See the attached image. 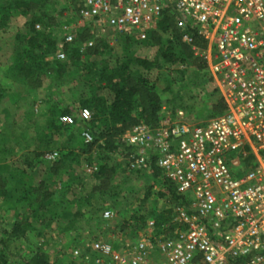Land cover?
<instances>
[{
  "label": "built area",
  "instance_id": "built-area-1",
  "mask_svg": "<svg viewBox=\"0 0 264 264\" xmlns=\"http://www.w3.org/2000/svg\"><path fill=\"white\" fill-rule=\"evenodd\" d=\"M169 4L176 27L195 29L202 41L199 46L182 34L205 63L225 110L205 123L164 116L153 128L138 124L121 133L119 139L135 147L128 167L145 168L157 154V166L188 206L175 208L169 235L154 232L148 219L134 243L115 248L98 237L73 249L72 257L79 264H264V0H81L77 19L61 22L56 58L66 59L63 45L75 41L81 25L91 35L86 48L99 37L111 47L124 35L144 40ZM90 118L83 107L59 122ZM80 137L93 141L87 129ZM247 156L252 166L236 176L240 157ZM102 216L114 214L106 209Z\"/></svg>",
  "mask_w": 264,
  "mask_h": 264
},
{
  "label": "trees",
  "instance_id": "trees-1",
  "mask_svg": "<svg viewBox=\"0 0 264 264\" xmlns=\"http://www.w3.org/2000/svg\"><path fill=\"white\" fill-rule=\"evenodd\" d=\"M46 2L50 0H0V29L2 31L6 30L14 13L26 19L14 36L12 53L2 63L0 96L12 95L16 106L19 107L18 103L23 98L20 96L22 88L25 89L24 93L28 94L40 87L43 81H47L48 88L52 91L47 100L48 105L43 111L46 117L45 123L42 126L36 125L34 137H31L29 141H24L28 147L33 146L35 142L38 143L32 150L33 156L26 155V151L18 154L19 156L20 154L25 155L22 161L23 168L7 162L19 152L23 144V135L19 137L9 130L0 131V198L2 201L12 200L10 207L19 204L24 209L20 212L21 207L15 206L13 218L9 222L4 221L0 209V264H8L13 241L25 240L23 242H27L29 235L35 232L42 235L39 226L44 225L43 227L47 230H54L60 236L64 231L72 229L85 216L80 209L69 213L57 212L58 210L53 209L56 207L55 196L52 201L53 194L57 193L56 196L60 197L65 193L60 189L50 190L49 185L55 184L51 179L57 176L61 169L71 166V162L66 161L71 154L57 155L58 159H46L47 161L41 159L43 152L47 154L56 151L59 154L58 149L47 148L52 147L56 137H59L61 133L68 134L75 128V136L80 137L81 130L87 129L93 138L90 145L96 144L102 149L100 150L102 153H115L123 156L124 160L119 164H112L106 160L96 161L97 169L91 175L94 183H98L96 189H83L73 199V202L77 205L93 202V196L98 195L100 199L105 198L102 202L109 200L110 204L115 203L121 192L119 188L122 186L114 182L115 175H120V181L124 182L128 180L129 172H137L145 180L150 181L144 188L145 198L152 193L155 183H158L161 188L158 195L167 196L171 207L156 218H147L144 214L130 219L133 222H139L136 226L142 229L146 221L151 218L154 220V232L169 235L175 226L172 221L175 208L177 206L187 207L188 199L179 194L175 185L164 177L156 164L157 154L148 157L147 167L129 168L126 157L135 150V147L123 142L119 139V135L123 128L138 122L152 128L157 125L162 116L163 99L160 92L174 91L173 98L178 102L181 101L180 93L187 85L181 82L183 69L179 68L182 66L193 64L196 70L202 71V75H206L211 80L205 63L193 53L191 45L182 40V34H187L193 43L199 46L203 45L202 41L198 38L195 29L187 26L181 30L176 27L175 14L170 4L162 13L156 29L149 31L146 39L139 40L129 35L118 38L120 55L113 54L112 47L103 37L95 38L91 47H83V42L90 39L91 35L88 29L81 25L77 29L75 41L63 45L66 59L59 60L56 58V52L57 45L63 40V33L59 26L63 20L57 22L52 9L51 11L45 10ZM80 4L81 0H79L76 11ZM49 23H53L54 27L57 26L58 33L50 29ZM141 45L152 49L150 57L135 53V48ZM163 68L167 71L166 76L163 77V87L160 89L154 83H150L141 73ZM178 73L180 77L176 75ZM197 77L200 78L201 75L194 74L191 79ZM178 81H180L179 84ZM176 84L178 89L173 90L172 87ZM64 91H71L75 95L72 100L74 108L85 107L91 111V118L88 121L77 120L73 125H63L59 122L60 115L73 114V107L63 99ZM103 91H107L109 96L106 97ZM218 96V103L214 106L218 107L215 116L225 110L219 93ZM31 106L33 107V103ZM33 125L29 123L26 127L30 128ZM84 151L85 149H82V152ZM40 164L46 166L45 177L37 185L25 186L22 175L27 173L25 171L32 173ZM240 164L241 168L238 173L252 166L251 157H240ZM62 189L65 190L66 187ZM95 208L92 206L91 211L86 213L89 220L97 218L98 221L100 219V221L108 222L114 218L113 216L110 219H104L102 216L103 211L111 207ZM141 221L142 224H140ZM40 246L34 244L33 247L28 244L23 246V255L17 264H51V254ZM80 246L83 245H73L71 252ZM113 246L118 248L122 245L117 243ZM69 264L79 263L72 259Z\"/></svg>",
  "mask_w": 264,
  "mask_h": 264
},
{
  "label": "rangeland",
  "instance_id": "rangeland-1",
  "mask_svg": "<svg viewBox=\"0 0 264 264\" xmlns=\"http://www.w3.org/2000/svg\"><path fill=\"white\" fill-rule=\"evenodd\" d=\"M78 4L79 0H50V2L45 3V10L51 11L52 9L57 22H61L63 19L68 22H73L77 19L76 8ZM25 20L24 16L14 13L6 30L2 31L0 29V73L3 70L2 63L6 61L12 53L14 36L17 30L22 27ZM48 25L50 29L58 33L57 26L54 27L53 23H49ZM117 46L114 45L112 47L115 56L120 55L119 45ZM59 47L58 44L57 49ZM135 53L140 56L150 57L152 55V49L141 45L135 48ZM111 62H113V59H111ZM179 69H183V79L181 82L187 83L186 88L181 91V101L179 102L177 99L173 98L174 91L170 93L160 92L161 98L163 99L161 118L164 116H171L184 119L190 123L200 124L215 117L218 112V107L214 106L217 105L216 103H218L219 96L212 81L206 75H202V71L196 70L193 64L184 65ZM166 71L167 70L163 68L161 70L142 71L141 73L150 83H154L155 86L160 89L163 87V77L166 76ZM198 73L201 75L200 78L191 79L194 77V74ZM172 74L174 75L173 72ZM179 74L180 73L176 75L179 76ZM179 83L180 81H178V84ZM172 88L173 90H177V84ZM15 90L19 91L17 88H15ZM24 90L23 88L20 90V96L23 98L18 103L19 107L16 106L15 99L13 100V97H11L12 95L0 96V131L9 130L12 131L15 136L19 137L23 135V144L20 146L19 152L11 159L7 160L11 165L19 168H23L22 161L25 156H21V154L19 156V153H24L26 151V155L29 154L28 156H33L32 150H34L38 143L35 142L33 146L28 147L24 141H29L31 137H34L36 125L42 126L45 123L46 117L43 115V111L48 105L47 100L49 99V94L52 92L48 88L47 81H43L40 87L28 92V94H25ZM103 92L106 97L109 96L107 91ZM22 93H24V95ZM74 96L75 95L71 91H64L63 93L64 101L73 107V114H77L79 108H74L75 105H72V100L75 98ZM54 97L53 95V98ZM58 98L59 97H57V99ZM32 103L33 107L31 106ZM29 123H33L34 125L30 128L26 127ZM138 124L144 123L138 122L128 125L123 128L120 134ZM75 129L68 134L61 133L59 137H56L52 147L47 148L58 149V155L71 154V157L66 159V161L71 162V166H66L61 169L58 175L51 179L55 184L49 185V188H51L50 190L55 191L60 189L65 193L60 197L56 196L58 195L57 193L53 194L52 201L54 196L56 198V207H53V209L58 210L57 212L67 213L80 209L86 216V213L91 211L90 209L92 206L96 207L95 209L100 207H111L109 210H112L114 218L107 222L104 220L100 221L99 218V221L97 218L89 220L87 216H83V219L78 224H75L72 229L64 231L60 236L57 235L54 230H47L46 227H43L44 225L39 226L42 235L36 234L35 232L29 235L30 238L27 242H23L25 240H22L23 243L21 241H13L11 247L13 249L10 251L8 264H17L20 262V258L23 255V246L25 247L27 244L32 245V247L33 244L38 247L42 245L40 247L51 254V264H69L70 260L73 259L71 252L73 245H89L94 238L98 237L106 241H111L112 244L116 245L117 243L122 246L125 244H132L137 240L139 234L142 233L143 228L141 229L140 226L137 227L136 225L139 222H133L130 219L131 217L136 218L138 215L145 214L147 218H156L171 207V202L167 199V196L162 197L158 195V191L161 190L158 183H155L152 188V193L145 198L144 188L150 181L145 180L144 177L137 172H129L128 180L124 182L120 181V175H115L114 182L122 185L119 188L121 192L117 196V202L115 203L110 204L111 202H109V200L102 202L105 198L100 199L98 195L93 196V202L89 201L88 203H80L79 205L73 202V199H75L83 189H96V185L98 184L94 183L95 181L91 178L93 171H87L85 165H95V162L98 160H106L112 164H119L124 160L123 156L116 155L115 153H102L100 151L102 149L96 144L90 145L84 143L80 137L77 135L75 136ZM82 149H85V151L82 152ZM43 150L45 151L46 149L44 148ZM58 158L59 156H56L55 159ZM41 159L46 160V154L44 152L43 154L41 153ZM25 172L27 173L22 175L25 186L37 185L40 183L41 179L45 177L46 166L40 164L32 173H28L29 171ZM239 174L240 173L237 172L236 176H239ZM63 187H66V189L63 190ZM11 201L12 200L0 201L1 215L4 221L8 222L13 218L14 207L20 206L19 204H15L10 207ZM122 206L124 209H122ZM7 207H9V209ZM23 210L22 207L19 209L20 212H23ZM94 214L95 213H93V215ZM142 223L141 221L140 224Z\"/></svg>",
  "mask_w": 264,
  "mask_h": 264
}]
</instances>
